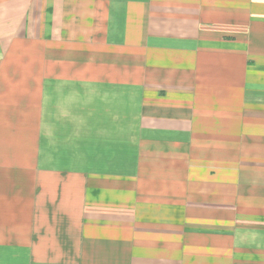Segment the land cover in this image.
Wrapping results in <instances>:
<instances>
[{
  "label": "crops",
  "instance_id": "0c3cea01",
  "mask_svg": "<svg viewBox=\"0 0 264 264\" xmlns=\"http://www.w3.org/2000/svg\"><path fill=\"white\" fill-rule=\"evenodd\" d=\"M31 4L0 0V59ZM44 12L46 53L76 51L61 102L108 125L103 149L124 158L70 161L49 113L38 157L0 100V264H264V0H44Z\"/></svg>",
  "mask_w": 264,
  "mask_h": 264
},
{
  "label": "rangeland",
  "instance_id": "374dc122",
  "mask_svg": "<svg viewBox=\"0 0 264 264\" xmlns=\"http://www.w3.org/2000/svg\"><path fill=\"white\" fill-rule=\"evenodd\" d=\"M29 6L32 9L36 8V11L20 12L19 34L18 36L15 34L14 39H5L4 54L0 59V64L3 62L5 67V85L0 91L5 115L14 116L15 121L19 119L22 137H24L23 133L29 134L30 146L37 149L38 157L40 150L44 148L45 117L49 113L53 118V148L62 146L66 150L74 151L75 155L68 156L70 161L88 163L94 159L105 162H114L117 158L122 160L123 154L115 157L114 154L103 149L106 138L103 136L108 134V125L82 123L81 119L72 115H81L85 110L75 105L70 110L67 102H61V95L56 91L57 83H60L62 78L60 68L68 67L69 63L75 61L73 57L76 51L60 54L59 46L51 50L50 45V50L46 53L44 0H36V6L32 4ZM48 68L49 72L53 73L52 76L49 75L53 81V90L50 89L53 103L50 106L52 108L49 109L46 108L48 95L45 86ZM65 77L69 78L68 75ZM50 96L51 94L49 99ZM49 102L51 103L50 100ZM61 118L64 120L63 123H59ZM110 126L114 132L124 137L122 135L124 128L121 125ZM127 126L132 132L137 133L134 125ZM84 127L87 129L85 132H83ZM59 134L64 139L63 144L56 138ZM114 136L117 135H113V138ZM154 151L156 152L157 149ZM167 159L170 160L168 164L175 161L172 156Z\"/></svg>",
  "mask_w": 264,
  "mask_h": 264
}]
</instances>
